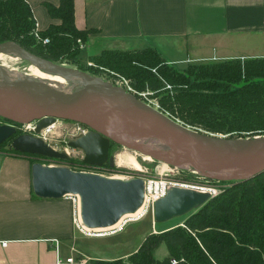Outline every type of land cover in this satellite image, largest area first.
Returning a JSON list of instances; mask_svg holds the SVG:
<instances>
[{
  "label": "water",
  "instance_id": "water-1",
  "mask_svg": "<svg viewBox=\"0 0 264 264\" xmlns=\"http://www.w3.org/2000/svg\"><path fill=\"white\" fill-rule=\"evenodd\" d=\"M0 52L25 57L34 66L51 74L84 81L80 89L64 93L52 90L41 81L9 79L7 73L0 69V116L18 124L35 121V134L56 119L87 126L88 131L84 135L68 143L69 147L82 151L84 163L95 166L107 163L113 167L114 157L108 156L110 140L132 146L122 137L135 134L169 139V144L180 157L177 162L164 159L171 165L190 164L200 173L235 168L234 172L246 173L240 179L264 170V135L228 137L191 127L119 85L87 71L62 66L14 41L1 42ZM15 134V126L0 124V144L10 139L11 148L17 152L54 159L67 158L64 151L54 150L38 136ZM136 149L158 159L146 148ZM30 169L35 196L57 199L74 194L79 197L80 219L86 228L113 226L123 215L136 212L144 200V180L139 176L111 178L39 162L32 163ZM209 198L208 192L173 186L154 203V222L188 214Z\"/></svg>",
  "mask_w": 264,
  "mask_h": 264
},
{
  "label": "crops",
  "instance_id": "crops-1",
  "mask_svg": "<svg viewBox=\"0 0 264 264\" xmlns=\"http://www.w3.org/2000/svg\"><path fill=\"white\" fill-rule=\"evenodd\" d=\"M25 2L40 34L61 24L48 9L60 0ZM73 8L81 50L91 57L155 50L177 69L264 58V0H73ZM31 165L28 155L0 157V264H56L74 255L126 260L136 251L144 239L114 241L123 229L88 243L74 226L69 195H34Z\"/></svg>",
  "mask_w": 264,
  "mask_h": 264
},
{
  "label": "trees",
  "instance_id": "trees-1",
  "mask_svg": "<svg viewBox=\"0 0 264 264\" xmlns=\"http://www.w3.org/2000/svg\"><path fill=\"white\" fill-rule=\"evenodd\" d=\"M48 9L53 17L60 19L61 24L41 33L49 38V43L43 44L46 47L43 52H37V48L31 46L34 39L28 36L35 24L25 0H0V43L8 40L17 42L30 52L51 61L70 47L76 50L74 54L79 52L77 39L84 40L85 37L73 22V0H60L57 7ZM143 51L160 57L155 50ZM136 52L139 51L125 53ZM247 60L257 61L258 64L244 68L238 60L200 64L205 71L202 69L195 74L197 83L200 81L202 85L196 88L199 92L185 91L182 94L172 91L170 95L163 94L161 107L184 124L195 128L201 125L212 133L227 134L233 130H244L246 127L239 117V114L244 115V111L264 120V58ZM143 61L147 66L155 67L156 61L150 60L148 56ZM184 74L181 72L176 76L184 78ZM141 75L143 72L137 74L138 85H134L138 91L147 88L159 92L163 87L160 79L151 80ZM165 77L167 82L176 84L173 75ZM211 80L214 86H204ZM214 103L230 107L231 118L222 111L213 112L205 107L206 104ZM201 105L204 107L200 108ZM5 141L11 142L10 139ZM192 211L184 225L147 234L127 260L90 259L89 264H171V259L177 260L176 264H264V170L235 181L231 187L220 191ZM161 244L168 253L157 259L153 250Z\"/></svg>",
  "mask_w": 264,
  "mask_h": 264
},
{
  "label": "rangeland",
  "instance_id": "rangeland-1",
  "mask_svg": "<svg viewBox=\"0 0 264 264\" xmlns=\"http://www.w3.org/2000/svg\"><path fill=\"white\" fill-rule=\"evenodd\" d=\"M34 27L30 30L28 33V36L34 39V44L31 45L33 48H37V52H43L45 50V43L42 41L36 42L35 38L32 35V32L34 30ZM41 37H44L41 35ZM27 38V36H26ZM22 39V38H21ZM41 43V44H40ZM38 45V46H37ZM36 46V47H35ZM44 48V49H43ZM83 47H78L77 53L76 50H73V47H70L69 49L65 50L63 53L59 54L54 60V62L61 64L65 67H73L77 68L79 70H84L90 73L93 76H99L103 80H106L108 82L114 83L116 85H120L121 87H124L125 89H129L131 92L137 93L140 99H143L145 102L151 104L154 107H158L159 109L166 112L168 115V111H165L163 107H161L160 100L163 94H172L173 92H182V94L185 93V91H193L197 92L198 89H196L200 84L197 77H195V74L199 73V71H205V68H201L200 64L193 65L190 67H184V69H175V67L171 66V64L166 63L163 59H161L156 54L150 55L147 51H140L136 53H125V55H122L120 52L111 51L110 53L106 52L105 54L91 57L89 56L86 51L81 50ZM4 54V62L0 61V69H2L4 72L7 73L9 79L10 78H17V79H29L33 80L35 82H39L36 79H31L27 72V66L33 65L31 62H29L25 57H21L17 54H14L12 52L6 53V52H0ZM7 56V57H6ZM149 57L150 60H155V67H151L150 65L144 64L145 61H143L146 57ZM16 58V59H15ZM13 59V60H12ZM227 62V61H226ZM237 62L241 63V67L244 68L246 66L255 67L256 64H258L257 61H250L247 59L238 60ZM212 65V64H210ZM36 67V66H35ZM41 69L44 72V69L37 67ZM140 69V70H138ZM130 70V71H129ZM129 71L130 73L126 74V72ZM143 72V75H141L143 78H151V80H155V78L161 80V84L163 87L160 89L159 92H153L147 88L138 91L136 88H134V85H138V79L137 74L140 75V73ZM185 73V77H188L186 79L182 76L176 74ZM48 73V72H47ZM51 74V73H50ZM55 74V73H53ZM51 74V75H53ZM60 75V74H56ZM173 75L176 77V84H172L166 81L165 76ZM62 76V75H60ZM65 81H67L66 88L64 89L66 93L68 92H74L78 89H80L83 86V80L79 81L75 78L68 76L64 77L62 76ZM257 80H260L257 78ZM241 81V80H240ZM148 83V81L146 82ZM206 83V82H205ZM240 84V83H239ZM239 84H235L234 86H237ZM214 86L212 80L207 81L204 86ZM202 86V85H201ZM189 87H193V89H188ZM162 90H167L168 92H163ZM173 91V92H172ZM199 92V91H198ZM202 106V105H201ZM204 106L200 107L203 108ZM208 109H212L213 112H224L226 115H231L230 107L225 108L222 106H218L215 103L214 104H206L205 106ZM239 117L241 119V122L244 124L246 128L244 130H233L230 131L227 134H222L226 136H232V137H253V136H259L264 135V120H259L258 118L253 117L252 115L248 114L246 111H244V115H240ZM179 120V118L175 117ZM228 118H231L229 116ZM180 121V120H179ZM49 130L42 129L41 132L38 134L40 138L45 140L54 150L58 151H64L67 154V158L60 159V158H48L46 156H39L34 154H27L29 156V159L31 163L39 162L43 164H61L68 167H76V168H83V157L84 154L82 151L78 148L69 147L67 142L70 141V139L73 138V135L79 133V128H81V124L71 121V120H63V119H56ZM16 127V134H26L31 133L35 134V121L28 122L26 124H14ZM198 129H202L204 131H207L201 127V125H198ZM86 127V126H84ZM46 130V131H45ZM209 132V131H207ZM212 133V132H210ZM218 133V132H215ZM214 133V134H215ZM136 136L135 134H128V136L122 137L128 144H132V146L127 145H113L111 148L112 155L114 156L115 164L113 167H109L108 164L97 168L92 167L93 170L97 171L98 173H103L106 176L109 177H119L123 179H128L129 177L139 176V177H146L153 180L159 179H166L170 182L176 181L183 184H194L199 186H207L209 188H212L214 196L217 195V193H220V191L231 187L232 184L235 183V181L240 180V177H243L246 175L245 172H231L228 173H200L198 171H190L185 170L180 165L176 164H168L164 161V159H169L172 162H177L180 160L179 154L174 150L173 146L170 145L166 140H160L157 145H147L145 143L140 144L133 141ZM147 141V140H146ZM147 146L148 151L154 152L158 159H155L154 157L150 156L149 154L142 153L141 151H138L136 147L145 148ZM110 151V152H111ZM17 153L11 148V143L5 141L4 143L0 144V157L7 154ZM18 154H20L18 152ZM22 154V153H21ZM130 155H136L137 163L139 164L141 170H136L131 166H124V165H118L117 158H124ZM26 155V154H22ZM26 155V156H27ZM149 156L150 161L147 159H144V156ZM193 213V211H190L188 214L182 215V216H176L170 220L163 221L160 223L154 222L153 214L151 211H149L144 217L140 219H131L133 216L125 217L127 219V222L125 223V226L123 230L118 233L116 236L113 237L114 241H118L121 243H130V246L136 241H141L144 237H146L149 233H158L162 229H170L174 228L177 225H184V221L189 218V216ZM79 231V230H78ZM81 236L87 237L88 243L93 241L96 237L93 236L87 232H81ZM106 235H113V234H106ZM105 235V236H106ZM95 242H98V240H94ZM93 241V242H94ZM153 253L157 259H161L166 256L168 252H166V248L163 244L159 245L157 248L153 250ZM87 258V257H86ZM88 259V258H87ZM89 260V259H88ZM125 260V259H123ZM127 260V259H126Z\"/></svg>",
  "mask_w": 264,
  "mask_h": 264
},
{
  "label": "built area",
  "instance_id": "built-area-1",
  "mask_svg": "<svg viewBox=\"0 0 264 264\" xmlns=\"http://www.w3.org/2000/svg\"><path fill=\"white\" fill-rule=\"evenodd\" d=\"M32 35L35 38L36 42L42 41L45 44L49 43V38L41 37V34L39 33L38 29H36V27H34ZM77 43H78V47H80V48L83 47V40L77 39ZM125 90L130 91L127 88ZM132 93H134V92H132ZM135 94H137V93H135ZM84 126L85 125L81 124V128H79V133L78 134L84 135V133H86L88 131V127L87 126L84 127ZM34 130H35V128H34ZM47 165H49V164H47ZM56 165L65 166V165H61V164H56ZM56 165H51L50 164V166H56ZM83 166H84L83 168H76V167H71L70 168L68 166H65V167H67L69 169H73L75 171L84 172V173L91 172V173H96V174H99V175L100 174L105 175L103 173H98L97 171H95L92 168H90V166L96 167L95 165L84 163ZM141 178H142V180H144V193H143L144 200H143L142 205L139 207L140 208V212L137 213L136 215H134L133 217H131V219L142 218L149 211H151V213L153 214V212H154V209H153L154 203L157 200H159V198L164 197L166 195L167 190L172 188L173 186L186 188V189L190 188V189H194V190H197V191H200V192H203V191L204 192H208V193H210V198L214 196V194L212 193L213 192L212 188H209L207 186L205 187L203 185L199 186V185H194V184H191V183L183 184V183L176 182V181L170 182L169 180H166V179H159V181H158V180H153V179L146 178V177H141ZM69 197H71L72 202L74 203V215H75L74 216V226H76V228L79 231H81V232H87V233H89V234H91L93 236H96V237L97 236L101 237L102 235H106V234H115V233H117V231L123 229L124 226H125V223L127 222V219L124 218L117 224V227H113L111 229H107V230H103V231H94V229H96V228H89L88 227V231H87L85 226L82 225L80 217L76 216L75 207L78 204L79 197L77 195H74V194L69 195ZM89 229H92V230H89ZM1 243L5 244L4 242H1ZM89 261H90V259L88 260L86 257L78 256V255L66 256V257L58 256L57 259H56V264H89ZM170 262H171V264H176L177 260L171 259Z\"/></svg>",
  "mask_w": 264,
  "mask_h": 264
},
{
  "label": "bare ground",
  "instance_id": "bare-ground-1",
  "mask_svg": "<svg viewBox=\"0 0 264 264\" xmlns=\"http://www.w3.org/2000/svg\"><path fill=\"white\" fill-rule=\"evenodd\" d=\"M5 55L0 53V61L1 62H4V57ZM7 57V56H6ZM16 59V58H15ZM13 60V59H12ZM27 69V74L28 76L31 78V79H36L38 81H41V82H44L46 85H48L52 90H56V91H60V92H64L66 93V91L64 90L66 88V85H67V81H65V79L60 76V75H56V74H53L51 75L49 72H44L42 71L41 69L35 67L34 65H28L26 67ZM53 125H50L48 127H45L44 129H48L51 128ZM46 131V130H45ZM147 140V141H146ZM160 140H166L168 143L170 142L169 139L167 138H162V139H154V138H151V137H148L146 135H140V136H136L135 139L133 141H135L136 143H140V144H147V145H157L158 142ZM146 149L147 146H145ZM136 156V155H135ZM134 155H130L127 156V157H124V158H117V161H118V165H124V166H131L133 167L134 169L136 170H141L139 164L137 163V158L135 157ZM144 159H147L148 161H150V157L149 156H144L143 157ZM179 167L185 169V170H190V171H197L196 169H194L190 164H181ZM236 171L235 168H231V169H225V170H222L221 173H228L230 174L231 172H234ZM116 177V176H115ZM115 177H111V178H115ZM79 205V201H78V204L77 206ZM76 206V208H77ZM76 208H75V211H76ZM78 211H79V208H78ZM76 211V216L77 217H80V211L78 212ZM140 212V208L137 209L136 212H133L131 214H125L123 215L113 226H108V227H102V228H96L94 229V231H103V230H107V229H111L113 227H117V224L122 220L124 219L125 217H128V216H134L136 215L137 213ZM146 215V214H145ZM144 215V216H145ZM143 216V217H144ZM140 219V218H139ZM137 220V219H136ZM86 228V227H85ZM87 231H88V228H86ZM89 230H92V229H89Z\"/></svg>",
  "mask_w": 264,
  "mask_h": 264
},
{
  "label": "flooded vegetation",
  "instance_id": "flooded-vegetation-1",
  "mask_svg": "<svg viewBox=\"0 0 264 264\" xmlns=\"http://www.w3.org/2000/svg\"><path fill=\"white\" fill-rule=\"evenodd\" d=\"M0 124H7V125H13L14 126V124H16V123H14V122H12V121H9V120H7V119H5V118H3V117H1L0 116ZM35 124H36V122H35ZM42 130V129H41ZM28 134H30V135H34V136H38L39 137V133L38 134H31V133H28ZM82 134H75V135H73V138L72 139H70V140H74V139H76V138H78V137H80ZM40 138V137H39ZM70 142V141H69ZM69 142H67V144L69 143ZM47 143V142H46ZM120 145L118 142H116V141H113V140H110V143H109V147H108V152H109V154H108V156L110 157V156H113L112 155V151H111V148H112V146L113 145ZM50 145V144H49ZM121 146V145H120ZM111 151V152H110ZM114 157V156H113ZM107 164V163H106ZM106 164H102V165H100V166H96L97 168H100V167H102V166H104V165H106Z\"/></svg>",
  "mask_w": 264,
  "mask_h": 264
}]
</instances>
